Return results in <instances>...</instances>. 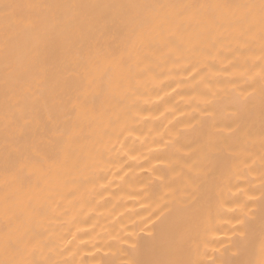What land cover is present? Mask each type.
<instances>
[{
    "label": "bare ground",
    "instance_id": "bare-ground-1",
    "mask_svg": "<svg viewBox=\"0 0 264 264\" xmlns=\"http://www.w3.org/2000/svg\"><path fill=\"white\" fill-rule=\"evenodd\" d=\"M261 4L0 0V264H264Z\"/></svg>",
    "mask_w": 264,
    "mask_h": 264
},
{
    "label": "snow or ice",
    "instance_id": "snow-or-ice-1",
    "mask_svg": "<svg viewBox=\"0 0 264 264\" xmlns=\"http://www.w3.org/2000/svg\"><path fill=\"white\" fill-rule=\"evenodd\" d=\"M11 7V6H8ZM261 8L264 9V0H262Z\"/></svg>",
    "mask_w": 264,
    "mask_h": 264
}]
</instances>
